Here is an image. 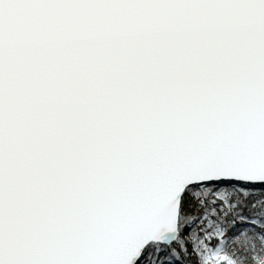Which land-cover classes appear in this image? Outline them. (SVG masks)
<instances>
[{
    "label": "snow or ice",
    "instance_id": "6c2138e0",
    "mask_svg": "<svg viewBox=\"0 0 264 264\" xmlns=\"http://www.w3.org/2000/svg\"><path fill=\"white\" fill-rule=\"evenodd\" d=\"M0 264H264V0H0Z\"/></svg>",
    "mask_w": 264,
    "mask_h": 264
}]
</instances>
